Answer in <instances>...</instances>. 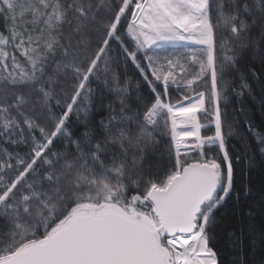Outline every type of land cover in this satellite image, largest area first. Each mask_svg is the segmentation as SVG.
<instances>
[{
  "label": "snow or ice",
  "instance_id": "snow-or-ice-1",
  "mask_svg": "<svg viewBox=\"0 0 264 264\" xmlns=\"http://www.w3.org/2000/svg\"><path fill=\"white\" fill-rule=\"evenodd\" d=\"M262 43L264 0H0V264H220L228 140L257 135L227 77ZM93 82L116 96L97 123Z\"/></svg>",
  "mask_w": 264,
  "mask_h": 264
},
{
  "label": "trees",
  "instance_id": "trees-1",
  "mask_svg": "<svg viewBox=\"0 0 264 264\" xmlns=\"http://www.w3.org/2000/svg\"><path fill=\"white\" fill-rule=\"evenodd\" d=\"M264 47V43L261 44ZM264 53L247 49L243 58L238 61L239 71H232L228 75L229 81L239 88L241 74L251 86V94H245L240 98L230 94L229 119L234 115L239 116L236 111L244 107L252 117L255 125L250 133L243 121L239 122V130L229 137L230 155L239 156V162L233 161L234 183L236 192L239 194L228 201L225 207L216 213L217 224L211 232L212 240L210 246L217 252L220 264H264V153H261V145L258 143V135L264 134ZM121 74L130 81L140 85L141 95L149 98L151 93L147 85L143 83L138 70L128 62L121 63ZM255 74V75H253ZM91 87L98 93L95 97L94 108L91 112V120L97 123L103 115H106V106L116 100L115 94L110 92L103 84L93 82ZM131 87V85H130ZM169 96L176 99L178 93L169 89ZM135 103L133 99L131 101ZM62 111L61 108L56 109ZM202 123L206 121L202 118ZM82 130L75 115L68 121V131L75 133ZM214 130L203 131L202 134L212 135ZM65 139L61 137V140ZM9 151L13 149L9 147ZM20 153L27 151L25 146L15 149ZM195 158V153H192ZM254 161V166L249 168L248 161ZM146 163L153 165L166 163L162 158L161 151L149 153ZM247 190V195H245Z\"/></svg>",
  "mask_w": 264,
  "mask_h": 264
},
{
  "label": "rangeland",
  "instance_id": "rangeland-1",
  "mask_svg": "<svg viewBox=\"0 0 264 264\" xmlns=\"http://www.w3.org/2000/svg\"><path fill=\"white\" fill-rule=\"evenodd\" d=\"M192 158H193V155H192Z\"/></svg>",
  "mask_w": 264,
  "mask_h": 264
}]
</instances>
